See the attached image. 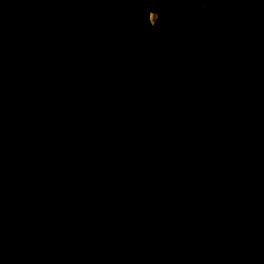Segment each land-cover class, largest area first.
I'll return each instance as SVG.
<instances>
[{
    "label": "trees",
    "instance_id": "1",
    "mask_svg": "<svg viewBox=\"0 0 264 264\" xmlns=\"http://www.w3.org/2000/svg\"><path fill=\"white\" fill-rule=\"evenodd\" d=\"M149 178L176 241L76 245ZM0 264H264V0H0Z\"/></svg>",
    "mask_w": 264,
    "mask_h": 264
},
{
    "label": "rangeland",
    "instance_id": "2",
    "mask_svg": "<svg viewBox=\"0 0 264 264\" xmlns=\"http://www.w3.org/2000/svg\"><path fill=\"white\" fill-rule=\"evenodd\" d=\"M149 20L154 25L157 21L156 15L151 14ZM159 185L157 178H149L147 181H144V184L140 188L124 196L125 199L118 200L117 206L110 200V203H107L105 197L99 198L96 204V198L93 200L90 191L86 189L87 186L84 187V193L81 192L82 198L86 199L87 204L93 203L96 206L91 205L89 208H85L83 216H77L73 219L75 227L80 225V230H77L75 238L76 245L81 246L85 242L84 234L86 225L81 224L87 223V221L89 223L91 220L96 221L94 240L97 244L104 241L107 233L111 234L109 236L110 239L115 236L117 242L142 241L146 244H164L176 241L178 239L176 235L187 225L186 220L177 210L178 207H182L184 199L177 198L169 193L168 199L170 200L171 206L170 214L168 212L169 218L167 222L166 219L168 216L165 212L161 211V208H164L165 205L160 203L155 194L158 192ZM104 190L103 188V196ZM182 195L185 196V191ZM148 201L152 205H157L155 210L148 212L144 209ZM163 228L167 229L165 236L163 235ZM155 230H159L158 234L160 233V235L157 234L154 238L149 237V233ZM103 231H107V233L99 234ZM83 249L85 250L86 248L83 247Z\"/></svg>",
    "mask_w": 264,
    "mask_h": 264
},
{
    "label": "clouds",
    "instance_id": "3",
    "mask_svg": "<svg viewBox=\"0 0 264 264\" xmlns=\"http://www.w3.org/2000/svg\"><path fill=\"white\" fill-rule=\"evenodd\" d=\"M152 15H155V14H152Z\"/></svg>",
    "mask_w": 264,
    "mask_h": 264
}]
</instances>
